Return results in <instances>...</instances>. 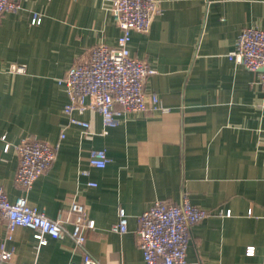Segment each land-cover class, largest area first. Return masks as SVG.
Returning <instances> with one entry per match:
<instances>
[{
	"label": "crops",
	"instance_id": "0c3cea01",
	"mask_svg": "<svg viewBox=\"0 0 264 264\" xmlns=\"http://www.w3.org/2000/svg\"><path fill=\"white\" fill-rule=\"evenodd\" d=\"M159 2L149 31H133L129 48L157 70L146 91L167 110L127 113L106 133L96 110L77 114L89 122L88 132L69 122L68 94L58 79L93 46H117L122 31L113 0H23L0 16V137L6 136L0 138V186L12 201L23 194L15 180L21 138L59 142L28 202L56 218L77 201L95 221L83 247L69 234L47 236L40 245L26 226L8 238L0 222V247L12 252L11 263L82 264L89 254L99 264H145L137 217L156 200L179 202L184 193L209 212L191 226L190 262L262 261L264 87L257 71L228 54L243 28L264 29V0ZM35 14L40 23H32ZM12 64H24L25 71H13ZM92 149L107 151L105 168L90 165ZM121 210L126 233L112 230ZM66 227L71 231L73 223Z\"/></svg>",
	"mask_w": 264,
	"mask_h": 264
},
{
	"label": "built area",
	"instance_id": "2783aa9c",
	"mask_svg": "<svg viewBox=\"0 0 264 264\" xmlns=\"http://www.w3.org/2000/svg\"><path fill=\"white\" fill-rule=\"evenodd\" d=\"M22 1L0 0V16L6 11L19 9ZM160 10L159 0H113L111 13L122 31L117 46L102 43L93 46L86 59L77 61L58 79L68 94L69 101L64 112L71 124L81 126L88 132L89 122L77 114H83L88 109L96 110L102 116L106 133L107 128L119 125L127 113L167 110L156 94L146 91L148 78L157 70L146 59L132 55L129 48L132 32H148L153 17ZM40 22L41 16L35 14L32 23ZM228 56L246 68L257 71L264 87L263 28H243L235 49ZM11 69L21 73L25 71V65L12 64ZM64 136L62 133L61 137ZM0 138L6 140L5 135ZM9 147L10 143H7L5 149ZM58 148L59 142L51 144L34 136L21 138L15 145L20 158L15 180L23 194L12 201L0 186V222L7 224L8 238L12 237L17 227L26 226L35 230L40 245L47 244V236L60 238L69 234L76 246L83 247L86 229L95 227V221L87 217L86 208L80 202L73 201L62 208L56 218H50L28 202L27 192L39 176L52 166ZM108 162L105 149L91 150V166L105 168ZM89 185L96 184L90 182ZM208 213L206 209L193 204L187 193L182 195L179 202L156 200L152 203L137 217L145 264H193L187 258L191 226ZM67 223H73L71 231L67 230ZM112 230L118 233L128 231V216L123 210ZM246 253L254 255L255 247L248 246ZM11 257V251L0 247V264H13ZM82 264L99 263L89 254H84ZM259 264H264V257Z\"/></svg>",
	"mask_w": 264,
	"mask_h": 264
}]
</instances>
